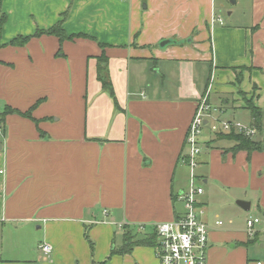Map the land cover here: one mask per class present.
<instances>
[{
  "label": "crops",
  "instance_id": "0c3cea01",
  "mask_svg": "<svg viewBox=\"0 0 264 264\" xmlns=\"http://www.w3.org/2000/svg\"><path fill=\"white\" fill-rule=\"evenodd\" d=\"M217 1L2 0L0 115L16 111L0 130V264H159L156 246L119 250L127 229L143 238L183 213L200 100L248 126L246 100L264 112V0H248L245 23ZM62 20L73 40L34 36ZM19 35L33 37L11 45ZM235 144L206 126L196 173L209 264H261L251 254L264 249V151Z\"/></svg>",
  "mask_w": 264,
  "mask_h": 264
},
{
  "label": "built area",
  "instance_id": "2783aa9c",
  "mask_svg": "<svg viewBox=\"0 0 264 264\" xmlns=\"http://www.w3.org/2000/svg\"><path fill=\"white\" fill-rule=\"evenodd\" d=\"M212 113L213 108L207 94L198 103L186 140L188 151L184 161L190 168V185L180 195L184 211L173 220L156 225V233L159 238L157 245L159 264H209L210 226L205 220L206 205L199 200L204 193V188L198 184L196 173L199 164L198 157L204 145L202 133L206 126L210 125L211 130L218 134L229 133L232 130L248 136L257 133V130L251 125L216 120L212 117ZM1 129L2 123L0 122ZM216 223L222 225L223 221L218 220ZM261 223L262 220L259 217L251 216L247 218V233L250 236H255L259 232L258 226ZM41 248L47 254H50L53 250V247L47 243L43 244Z\"/></svg>",
  "mask_w": 264,
  "mask_h": 264
},
{
  "label": "trees",
  "instance_id": "16d2710c",
  "mask_svg": "<svg viewBox=\"0 0 264 264\" xmlns=\"http://www.w3.org/2000/svg\"><path fill=\"white\" fill-rule=\"evenodd\" d=\"M1 3H2V0H0V9H1ZM6 19H7L6 14L2 13V18L0 21V32L2 30V27H3ZM62 24H63V20L59 21L56 25L49 28L48 30L38 29L34 36H40L43 34L54 35V36L59 38L61 44L63 41H65L67 39L73 40V38L76 37L77 35H67L66 31L62 27ZM32 37L33 36L24 37V36L19 35L18 37L13 39V41L10 44L13 46L24 45ZM59 54H62L61 48H60ZM103 58L104 57L102 56V61H103ZM102 71H103V68H102ZM103 77L104 76L102 75L103 83H104V85H107V81ZM243 96H246V95L243 94ZM246 104H247V108L250 111L251 117H252L251 126L254 127L256 130H258L260 134H262L263 140L262 141H255L251 136L245 135L243 133H239L235 130H232L229 133H220L219 136L220 137H227V138L235 141L236 144L233 147L234 151L245 150L249 154H251L255 151L262 152V151H264V123H263L264 112L262 109L257 107L252 102V99L246 100ZM34 106L31 107V109H29L28 111L24 112L23 114L28 116V117H32V110H33ZM15 111H16V109H14L10 106H7L5 108V110L0 115V122L4 121L8 114L15 112ZM125 228H128V226H125ZM258 234L259 233H257L255 235V240L257 239ZM85 237L89 241L91 248L93 249L94 243L90 239L88 233L85 234ZM158 242H159V238H158L156 232H154V233H152L146 237L138 238L137 235L133 234V232L130 229H127V231L125 232V235H124V245L119 251L126 253V252L131 251L135 246H139V245L156 246L157 247ZM114 252H112V253H114Z\"/></svg>",
  "mask_w": 264,
  "mask_h": 264
},
{
  "label": "rangeland",
  "instance_id": "374dc122",
  "mask_svg": "<svg viewBox=\"0 0 264 264\" xmlns=\"http://www.w3.org/2000/svg\"><path fill=\"white\" fill-rule=\"evenodd\" d=\"M224 4H225V7H221L220 4V0L217 1V6L219 9H221L222 11V16L225 20H235L237 19L238 21L240 22H244L247 21L249 19V5H250V2L248 0H243L239 2L238 5H233V0H223ZM231 11H234L235 14L232 18H230L229 16V13ZM213 118L216 119V120H222V121H230L228 119H225V118H218L216 116L213 115ZM234 122H240L243 124V122L241 120H238V121H234ZM210 127V125H209ZM255 141H262L263 140V137L260 136V133L259 131L257 130V133H255L253 136H251ZM202 139L204 140L205 139V129H204V132L202 133ZM190 171V169H189ZM190 185V176H189V180H188V184H187V187L188 188ZM261 226V225H260ZM259 248V247H258ZM8 249V248H7ZM6 248L3 249V243H2V240H1V235H0V256H7L5 254L6 251H7ZM3 250H5L3 252ZM3 252V253H2ZM28 252H25L24 254H26ZM253 256V260L255 261V263L259 262L262 264L264 263V249H257L255 251L252 252L251 254ZM27 256H31L30 254H28Z\"/></svg>",
  "mask_w": 264,
  "mask_h": 264
},
{
  "label": "water",
  "instance_id": "95a60500",
  "mask_svg": "<svg viewBox=\"0 0 264 264\" xmlns=\"http://www.w3.org/2000/svg\"><path fill=\"white\" fill-rule=\"evenodd\" d=\"M177 43H180V42L175 39H166V40L161 41L160 45L164 47L169 44H177ZM237 203L245 210L250 209V202L239 200Z\"/></svg>",
  "mask_w": 264,
  "mask_h": 264
}]
</instances>
